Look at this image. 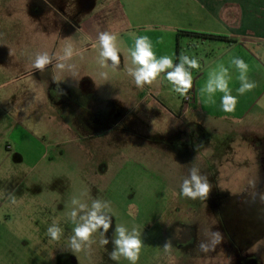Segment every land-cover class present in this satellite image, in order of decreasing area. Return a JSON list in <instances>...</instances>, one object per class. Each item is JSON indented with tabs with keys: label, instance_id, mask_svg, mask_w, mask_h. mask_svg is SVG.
<instances>
[{
	"label": "rangeland",
	"instance_id": "374dc122",
	"mask_svg": "<svg viewBox=\"0 0 264 264\" xmlns=\"http://www.w3.org/2000/svg\"><path fill=\"white\" fill-rule=\"evenodd\" d=\"M180 7V0H0V264H47L54 252L76 264H129L109 258L117 224L141 232L137 264H264L262 97L254 98L253 124L193 126L180 140L176 128L191 117L181 116L182 96L163 76L140 89L126 73L135 36L148 35L157 56L170 52L175 62L170 14ZM101 31L118 37V70L97 63ZM67 44L80 53L70 61L74 77L54 64L32 68L35 53L59 55ZM185 44L180 54L197 55ZM158 89L179 109H158L169 106ZM192 166L208 176L206 200L180 194ZM74 196L111 202L108 245L97 232L91 251L68 249ZM54 221L64 228L59 241L46 235ZM215 231L222 242L201 252L199 242Z\"/></svg>",
	"mask_w": 264,
	"mask_h": 264
},
{
	"label": "clouds",
	"instance_id": "9594fccd",
	"mask_svg": "<svg viewBox=\"0 0 264 264\" xmlns=\"http://www.w3.org/2000/svg\"><path fill=\"white\" fill-rule=\"evenodd\" d=\"M2 35V34H0ZM117 35L108 31H101L97 37L98 60L101 69L111 68L118 70L121 64L120 49L117 45ZM131 63L126 67L127 75L132 79L135 87L144 88L152 85L162 75L171 85V90L180 96L187 97L193 87V70L201 67L200 59L187 54H180L176 62L172 56H157L151 38L148 35L135 36L134 45L128 49ZM80 55L72 44H67L62 49V54H50L47 51H40L34 54L32 68L39 72H44L48 66L53 65L60 71L67 70L74 77L77 68L74 63H70L73 57ZM235 69L238 75L236 79L240 82V87L236 89L238 95H244L252 91L256 84L249 79V65L243 58L233 56L228 64L218 63L208 71L207 79L200 89L202 97L210 104L216 103L217 93L220 96L221 110L227 113L234 112L238 103V96L232 94L230 83L232 81L231 69ZM99 76L108 79V72L101 71ZM211 190L208 176L202 174L200 169L192 166L188 174L180 184V194L191 200H206ZM82 196L87 195L82 193ZM12 204H16L14 194H9ZM255 202V196L252 198ZM259 199L264 204V192L259 193ZM70 211L68 221L74 226L72 235L68 237L67 247L72 252L91 251L97 243L94 234L99 232L101 246L110 243L107 233L113 226V208L111 202L102 198L91 199L89 203L80 197L74 196L70 201ZM46 235L52 241H59L64 236V228L55 221L48 226ZM210 237L208 241L202 240L198 244L201 252L207 253L215 250L216 246L223 240V235L219 231L206 232ZM113 250L109 258L119 261L121 257L129 264H137L140 252L143 247L141 232L136 226L129 228L124 224H117L114 227V236L111 240ZM172 248L171 240H167L163 245L165 252H170Z\"/></svg>",
	"mask_w": 264,
	"mask_h": 264
},
{
	"label": "crops",
	"instance_id": "0c3cea01",
	"mask_svg": "<svg viewBox=\"0 0 264 264\" xmlns=\"http://www.w3.org/2000/svg\"><path fill=\"white\" fill-rule=\"evenodd\" d=\"M180 3L179 10L173 9L170 14L173 19L170 25L172 44L174 36L177 44L176 58L178 57V40L179 53L180 44L184 40L188 49H194L197 52L195 57L200 59L201 67L198 71L193 70L192 73L194 75V96L187 113L181 114L184 117L189 113L191 117L185 119L183 126L176 128L179 131L178 138L182 140L193 126L212 127L217 131L220 123L228 124L232 130L248 121L253 124L256 118L254 98L261 96L264 101V0H180ZM181 31L223 36L229 41L198 40L185 37L178 39V33ZM167 55L173 57L174 54L168 52ZM233 56L243 58L248 63V76L251 81L255 82L256 87L244 95H238L236 91L240 87V82L236 79L238 73L234 68L231 69L230 87L232 94L238 96V103L234 112L227 113L221 110L220 96L222 94L217 93L216 103L210 104L202 97L200 89L207 79L208 71L220 62L227 65ZM161 91V89L157 90L160 100L169 106H158V109L165 110L164 113L170 112V114L169 108L178 110L179 106L170 100H165ZM181 111L183 112V108ZM74 117L76 115L73 119H77ZM262 118L264 121V108ZM74 122L76 128L79 129V122ZM5 237L0 236V245L5 241ZM65 238L68 240V237ZM61 254L63 257H68L64 255V252ZM50 255L53 259L50 263L46 262L47 264H64L62 259L59 260L57 257V253ZM38 264L43 263L40 261ZM73 264L76 262L74 261Z\"/></svg>",
	"mask_w": 264,
	"mask_h": 264
},
{
	"label": "trees",
	"instance_id": "16d2710c",
	"mask_svg": "<svg viewBox=\"0 0 264 264\" xmlns=\"http://www.w3.org/2000/svg\"><path fill=\"white\" fill-rule=\"evenodd\" d=\"M185 37L191 39H198V40H212V41H229L228 38L223 36H216V35H209L203 33H195V32H188V31H181L178 33V39ZM179 53V40H178V56Z\"/></svg>",
	"mask_w": 264,
	"mask_h": 264
},
{
	"label": "built area",
	"instance_id": "2783aa9c",
	"mask_svg": "<svg viewBox=\"0 0 264 264\" xmlns=\"http://www.w3.org/2000/svg\"><path fill=\"white\" fill-rule=\"evenodd\" d=\"M193 95V87H192V89L190 90V92L188 93V95H187V97H183L182 96V98H183V105L185 106V108L183 109V114L184 113H187V111H188V108H189V104H190V102L192 101V96Z\"/></svg>",
	"mask_w": 264,
	"mask_h": 264
},
{
	"label": "flooded vegetation",
	"instance_id": "af4514ba",
	"mask_svg": "<svg viewBox=\"0 0 264 264\" xmlns=\"http://www.w3.org/2000/svg\"><path fill=\"white\" fill-rule=\"evenodd\" d=\"M259 160H260V167H261V171H262V174H263V177H264V142H263V149L260 151V157H259ZM64 264H73L74 263V260H73V263H72V259L70 261H64Z\"/></svg>",
	"mask_w": 264,
	"mask_h": 264
}]
</instances>
